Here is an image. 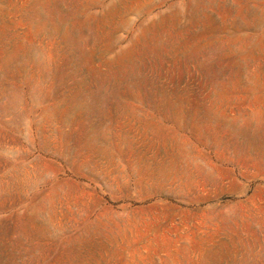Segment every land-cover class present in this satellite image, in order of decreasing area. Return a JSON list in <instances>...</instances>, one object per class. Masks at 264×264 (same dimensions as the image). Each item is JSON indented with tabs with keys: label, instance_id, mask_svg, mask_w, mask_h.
I'll use <instances>...</instances> for the list:
<instances>
[{
	"label": "rangeland",
	"instance_id": "1",
	"mask_svg": "<svg viewBox=\"0 0 264 264\" xmlns=\"http://www.w3.org/2000/svg\"><path fill=\"white\" fill-rule=\"evenodd\" d=\"M0 264H264V0H0Z\"/></svg>",
	"mask_w": 264,
	"mask_h": 264
}]
</instances>
